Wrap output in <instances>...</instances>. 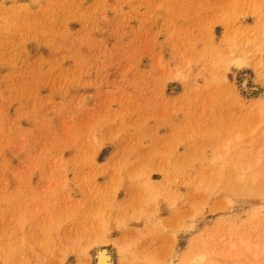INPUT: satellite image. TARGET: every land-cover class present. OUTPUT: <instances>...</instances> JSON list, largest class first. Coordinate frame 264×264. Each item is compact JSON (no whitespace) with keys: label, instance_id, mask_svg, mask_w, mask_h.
<instances>
[{"label":"rangeland","instance_id":"rangeland-1","mask_svg":"<svg viewBox=\"0 0 264 264\" xmlns=\"http://www.w3.org/2000/svg\"><path fill=\"white\" fill-rule=\"evenodd\" d=\"M263 19L264 0H0V264H264V40L242 41Z\"/></svg>","mask_w":264,"mask_h":264},{"label":"bare ground","instance_id":"bare-ground-1","mask_svg":"<svg viewBox=\"0 0 264 264\" xmlns=\"http://www.w3.org/2000/svg\"><path fill=\"white\" fill-rule=\"evenodd\" d=\"M253 33V34H252ZM251 33V36L248 37V38H245L243 39V43L246 44V43H249V42H253V41H256V40H264L263 36H264V19L259 21L257 23V26H256V32L253 31ZM263 38V39H262ZM241 41V40H240ZM239 46V43L238 45H234L233 46V49L231 50V53L234 55L232 58H230L229 60L225 59V61H228L230 62L231 64L237 66V67H240L244 64V60L240 57V54H237L235 55L234 53L237 51V47ZM264 57V56H263ZM234 138V139H233ZM232 140H235L237 138L233 137ZM232 142V141H231ZM260 150V148H259ZM264 150V149H263ZM261 150L262 152H259V153H262V154H258L259 156L254 158L253 157V161H250L248 162L247 166L250 168V169H253L254 167V164L256 162L259 163V159H260V162H261V159L264 158V151ZM258 152V151H256ZM254 156V154H253ZM264 161V159H263ZM262 163V162H261ZM253 167V168H252ZM261 167V165L259 166ZM262 168V167H261ZM260 168V169H261ZM263 168H264V165H263ZM256 169V170H255ZM254 170H252L253 172L250 174V182L248 183L247 181H244V176L246 175L245 174V169L244 168H239V171L240 172H237V176H238V179L242 185L244 184H251L253 182H256V181H259V180H262L260 178V176L258 174H263L264 172V169L262 171V169L260 171L262 172H259V170H257L258 168H255ZM256 175L257 177H259V179L256 178ZM264 175V174H263ZM262 175V176H263ZM263 179H264V176H263ZM232 243V242H231ZM231 245H234V242L231 244ZM239 246H237L236 248L238 249ZM196 249V248H195ZM208 251V252H207ZM204 250L201 248H198V250H196L195 253L193 254H185L182 258H181V261L179 262V264H213V258L216 256V255H212L209 251L210 250ZM236 251H239V250H236ZM235 251V252H236ZM234 252V253H235ZM243 251H240V254H242ZM246 252V251H245ZM243 252V253H245ZM190 253V252H189ZM237 253V252H236ZM211 254V255H210ZM238 254V255H237ZM235 254L236 256H241L239 253ZM234 256V255H233ZM240 258V257H239ZM91 264H114L113 263V259H112V253L110 252V250L108 248H105V247H100V248H97L95 249L94 253H93V260L91 262Z\"/></svg>","mask_w":264,"mask_h":264}]
</instances>
